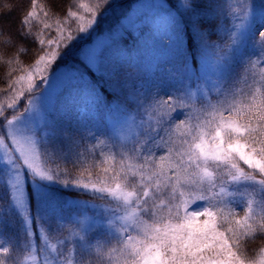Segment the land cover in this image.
Masks as SVG:
<instances>
[{
    "label": "snow or ice",
    "instance_id": "6c2138e0",
    "mask_svg": "<svg viewBox=\"0 0 264 264\" xmlns=\"http://www.w3.org/2000/svg\"><path fill=\"white\" fill-rule=\"evenodd\" d=\"M35 7L32 0L33 10L24 12L16 30L22 42L36 40L25 31ZM237 7L231 0H137L124 9L121 0H95L87 16L68 13L80 21L78 27L48 39L49 50L35 61L26 91L0 105V127L6 130L0 135V264H23L17 248L38 256V264H264V246L258 248L259 261L248 251L250 243L264 241V91L233 90L230 75V63L244 55L249 27L257 17L264 23V6L257 10L241 0ZM221 17L232 21L224 46L210 41L220 31ZM4 32L0 26V35ZM254 46L258 61L249 59L245 69L253 77L257 63L264 69V31ZM205 48L216 57V102L202 109L199 134L181 138L176 147L172 136L162 133L191 119L197 92L211 91L200 78ZM194 81H204L197 91ZM260 83L264 87V80ZM241 102L246 107H237ZM113 105L125 115L119 127L111 119ZM174 112L186 119L175 124ZM88 140L94 141L91 147ZM37 145L45 153L75 151L77 158L97 147L113 150L124 183L92 191L101 200L111 196L117 205L65 192L88 185L73 183L67 178L71 173L35 167L30 160ZM62 196L69 197L63 207ZM73 207L85 211L63 220L64 209ZM50 213L60 220L55 231L61 233L51 245ZM11 217L20 221L17 245L3 240ZM104 229L103 242L94 240L92 234Z\"/></svg>",
    "mask_w": 264,
    "mask_h": 264
},
{
    "label": "trees",
    "instance_id": "16d2710c",
    "mask_svg": "<svg viewBox=\"0 0 264 264\" xmlns=\"http://www.w3.org/2000/svg\"><path fill=\"white\" fill-rule=\"evenodd\" d=\"M125 2L127 1H124L122 5H129V3ZM173 2H175V0H173ZM94 3L95 0H36V7L34 9L36 14L29 21V26L25 28V31L31 30L33 36L36 37V40L33 43L31 37L28 42H22L15 38L16 30L20 26V21L23 18L24 12L27 10H33L32 0H0V26H3L5 29L4 34L0 35V102L9 97L13 91L17 89L16 86L20 77L29 68L35 65V61L39 59L45 51L49 50L47 45L48 39L56 38L60 31H65L66 34V30L69 28L73 30V32L75 31L79 20L75 17L69 16L68 13L76 12L77 16H81L82 13L86 11V8L91 7ZM231 3L234 7H237L241 3V0H231ZM249 3H254L258 9L261 6H264V0H249ZM81 5L84 7H81ZM10 8L12 11L9 13L8 10ZM237 10H239L238 7ZM45 13H47V16H45ZM220 20V31L217 35L211 37L210 41L218 42L224 46L228 43L227 30L232 27V21L231 19H224L223 17H221ZM45 23L50 26L48 29L44 28L43 25ZM235 23H240V21L237 20ZM9 31L12 34L11 39L8 35ZM260 31H264V23H261L260 18L257 17L248 29L245 44L242 49L244 55H237L230 63V75L232 77V83L235 84L233 90L243 89L244 92L247 93L249 91H254L256 88H260L261 91H264V87H262L260 83L264 80V75H262L264 69H262L257 63L254 68L255 77H253L251 73L245 71L248 67L246 62L249 59L252 61H258V49L254 44ZM40 40L44 41V45L40 44ZM152 46L153 42L148 41L149 49H151ZM207 54L215 57L214 51L208 48L202 50L201 57L206 56ZM188 75L191 76L189 69ZM245 77L248 79V85L244 83ZM13 82H15L14 89L12 88ZM249 85L252 87L250 88ZM6 91H8V95L4 94ZM164 91L161 92L162 96L164 95ZM216 97L217 93L213 90L207 100L199 98V102L193 106L194 111L191 114V119H188L185 124L180 125V127L175 128L170 132L162 133V135H165L166 138L168 135H171L176 141V147H180L181 138L187 136L191 139L192 136L198 135L200 131L198 125L203 121L202 109L209 102L215 103ZM19 103L21 107H23L24 100L22 99ZM237 107H246V102L238 103ZM114 108H117V106L113 105V109ZM173 118L175 124H180L181 120L186 119L181 112H174ZM109 134L111 133L109 132ZM85 143L91 147L94 141L88 140L85 141ZM80 152H83V148L80 149ZM38 156H40L41 163L48 172L71 173L67 178L72 180L73 183L82 185L92 184L95 186L101 185L105 187L115 186L117 183H124V181L120 180L117 175L123 171L120 166L119 156L116 157V161L114 162L112 158L113 150H110L107 147H97L93 153L85 154L77 158L75 151L53 152L49 149L47 153H45V150L39 146ZM124 163H135V161H125ZM163 166L168 167L169 165L167 162H164ZM241 166L246 167L242 162ZM214 170V166L210 165L208 171L212 172ZM200 173L202 174V172ZM64 191L74 192L75 197L78 198L94 201L101 200L98 199L99 196L78 189H64ZM65 198L66 196L58 198L61 207H63ZM237 212L238 217L244 215V211H240L239 208L237 209ZM49 215L53 216V218L48 221V227L53 229L49 237L54 240L61 235L60 232L55 231L60 220L52 213ZM8 237L12 238L10 241L12 245H17L22 237L20 221L15 217L9 218V226L3 234V238L7 239ZM261 246H264V241L261 240H256L254 243L248 245V251L255 254L257 261L261 256L258 251V248ZM25 253L26 252L21 254L20 249L17 248V255L20 260L21 256ZM3 258L4 257L0 255V259Z\"/></svg>",
    "mask_w": 264,
    "mask_h": 264
},
{
    "label": "rangeland",
    "instance_id": "374dc122",
    "mask_svg": "<svg viewBox=\"0 0 264 264\" xmlns=\"http://www.w3.org/2000/svg\"><path fill=\"white\" fill-rule=\"evenodd\" d=\"M122 1V0H121ZM124 1H127V2H125V3H129V5H122V7L124 8V9H131L132 7H134V5H135V3L137 2V0H123L122 1V3L124 2ZM143 2L144 3H152V0H143ZM124 3V4H125ZM138 7H139V5H138ZM257 10H259L258 8H257ZM81 16H87V12L86 11H84L83 13H82V15ZM80 24V21L78 22V24H77V27H78V25ZM76 27V28H77ZM215 57H212V56H210V55H206V56H203V57H201L200 58V78L201 79H204V80H207V87H208V89H210L211 91L209 92V94L207 95V96H203V95H201V93L200 92H197V95H198V97L199 98H203V99H208L209 98V95H210V93L214 90L213 88H212V81H215L216 79H217V74H218V69L216 68V63H215ZM34 66L35 65H33L31 68H29L21 77H23V79H21V77H20V79L18 80V82H17V86H16V88L17 89H15L14 91H13V93L9 96V97H7V98H5V99H3L1 102H0V105H4V106H6L8 103H11L12 102V97L13 96H18V94L19 93H21V92H25L26 91V89L28 88V83H29V81H28V77L30 76V75H32V72H33V69H34ZM41 67H43V65H41ZM189 70H190V73H191V67L189 68ZM192 74V73H191ZM38 76L37 77H34L33 78V82H37L38 81ZM202 83H204V81H194L193 82V85H192V91H197V86L199 85V84H202ZM23 98L21 97L20 99H19V102L22 100ZM25 103V102H24ZM117 108H114V113L112 114V116H111V119H112V121H113V123L114 124H116L118 127L120 126V125H122L123 124V122H124V120H125V115L124 114H122V113H119L118 111H115ZM20 111H23V107H20ZM133 114H135V113H133ZM147 118V117H146ZM137 119H139V117H137ZM205 130H207V129H205ZM5 129H3L2 127L0 128V135H4V133H5ZM108 131L111 133V128H108ZM38 148H39V145H37V146H35V150H34V158L33 159H31L30 160V162L35 166V167H37L39 170H42V171H44L45 173H47L48 172V170L45 168V167H43V165H42V163H41V160H40V156H38ZM3 150V146L2 145H0V151H2ZM200 172H202V174H203V169H201L200 170ZM82 185V184H81ZM88 185V188L87 189H83V188H69V189H78V190H82V191H84V192H88V193H90V194H93V195H96V196H100L101 194L100 193H98V192H93L92 191V189H93V186H95V185H92V184H87ZM116 186V185H115ZM115 186H109V187H105V186H95L97 189H99V188H115ZM125 190H128V189H125ZM105 196H106V199H104V201H102V200H98V201H94V200H90V199H84V198H78V197H75L76 199H79V200H81V201H88L89 203H92V202H94V203H96V204H103V205H105V206H107V207H115L116 205H117V203H118V201L117 200H114L111 196H107V194H104ZM69 197H67L66 196V198H65V200H67ZM188 207L189 208H195V204H192V203H190L189 205H188ZM83 211H85L83 208H80V207H73L72 209H64V212H63V220H69V219H71L72 217H74V216H79V214L81 213V212H83ZM129 211H131V210H129ZM92 213H93V210H91V209H89L88 210V214L89 215H92ZM69 226H71V225H69ZM107 232V229H104L102 232H100V233H94V234H92L93 235V239L95 240L96 238H100L101 239V242H103V235H104V233H106ZM3 240L5 241V243L7 244L9 241H11L12 240V238H10V237H8L7 239H5V238H3ZM56 241H57V238H55L54 240L53 239H51L50 237H49V244L51 245V244H55L56 243ZM114 243V242H113ZM260 258H261V256H260ZM260 258L258 259V261L260 260ZM38 260H39V257L38 256H36V255H28V253L26 252L25 254H23L22 256H21V261L23 262V264H38Z\"/></svg>",
    "mask_w": 264,
    "mask_h": 264
}]
</instances>
